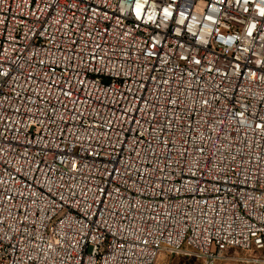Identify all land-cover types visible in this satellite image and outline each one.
Instances as JSON below:
<instances>
[{
  "label": "built area",
  "instance_id": "2783aa9c",
  "mask_svg": "<svg viewBox=\"0 0 264 264\" xmlns=\"http://www.w3.org/2000/svg\"><path fill=\"white\" fill-rule=\"evenodd\" d=\"M177 255L264 264V0H0V264Z\"/></svg>",
  "mask_w": 264,
  "mask_h": 264
},
{
  "label": "rangeland",
  "instance_id": "374dc122",
  "mask_svg": "<svg viewBox=\"0 0 264 264\" xmlns=\"http://www.w3.org/2000/svg\"><path fill=\"white\" fill-rule=\"evenodd\" d=\"M228 255L235 256L240 259H247L250 254H247L246 252H243L241 250L234 249L231 250ZM156 264H201V262L196 260L195 258H190L183 255H179V256L177 255L172 257L161 256ZM226 264H246V263L242 261H230L227 262Z\"/></svg>",
  "mask_w": 264,
  "mask_h": 264
}]
</instances>
